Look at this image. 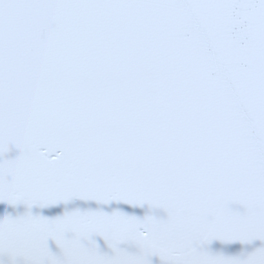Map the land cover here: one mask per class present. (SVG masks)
Returning <instances> with one entry per match:
<instances>
[{
	"label": "snow or ice",
	"instance_id": "obj_1",
	"mask_svg": "<svg viewBox=\"0 0 264 264\" xmlns=\"http://www.w3.org/2000/svg\"><path fill=\"white\" fill-rule=\"evenodd\" d=\"M0 264H264V0H0Z\"/></svg>",
	"mask_w": 264,
	"mask_h": 264
}]
</instances>
